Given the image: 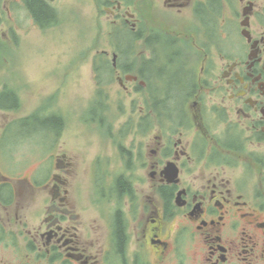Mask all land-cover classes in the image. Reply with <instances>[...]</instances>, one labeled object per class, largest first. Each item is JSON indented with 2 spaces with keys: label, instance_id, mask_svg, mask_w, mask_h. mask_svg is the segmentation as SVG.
Segmentation results:
<instances>
[{
  "label": "flooded vegetation",
  "instance_id": "flooded-vegetation-1",
  "mask_svg": "<svg viewBox=\"0 0 264 264\" xmlns=\"http://www.w3.org/2000/svg\"><path fill=\"white\" fill-rule=\"evenodd\" d=\"M131 7L104 10L132 35L133 72L114 77L146 94L119 135L143 138L115 141L120 167L108 183L107 158L96 159L91 211L71 185L76 162L66 152L43 177L37 166L13 180L0 157V264H264V0ZM169 40L196 80L170 111L162 101L156 112L139 64ZM138 45L147 53L135 58ZM107 120L98 123L111 127Z\"/></svg>",
  "mask_w": 264,
  "mask_h": 264
},
{
  "label": "rangeland",
  "instance_id": "rangeland-1",
  "mask_svg": "<svg viewBox=\"0 0 264 264\" xmlns=\"http://www.w3.org/2000/svg\"><path fill=\"white\" fill-rule=\"evenodd\" d=\"M132 4V11L138 12L144 7L145 0H136L135 4L123 2V7L127 9ZM105 6H99L96 0H56L52 8L59 12L58 24L41 29L21 0H0V91L8 84L21 98L18 110L0 109V135L9 140V145L6 140L0 141V157L6 161L4 170L13 180L18 176H29L40 166L43 177L48 165L54 162V154L58 149L62 150L76 162L71 185L84 194L90 211L89 201H96L93 170L96 159L107 158L108 183L120 167L116 142L122 141L127 146L133 138H143L134 129L125 137L119 135L121 126L137 119L135 111L144 104L146 94L132 90L135 84L128 83L129 89L125 90L116 78L108 87L110 101L106 123L111 127L99 125V119L95 120L89 113L96 91L94 56L105 52L111 61L115 51L112 43L115 25L113 17L104 10ZM171 12V15L175 14ZM175 18L176 15L167 24L171 26L169 30L173 28V33L176 32ZM165 19L169 18L165 16ZM145 50L143 45H138L135 58L146 55ZM215 65L219 66L218 63ZM36 111L40 113L39 117L35 122L29 121V126L25 125L26 121L15 120ZM51 111L61 113L65 121L55 143L52 142L53 132L45 128L49 125L45 122L49 117L40 116ZM13 120L18 136L9 139L5 133ZM9 129L12 131L11 127ZM12 155L15 160L10 164ZM37 205L42 206L41 201L38 200Z\"/></svg>",
  "mask_w": 264,
  "mask_h": 264
},
{
  "label": "trees",
  "instance_id": "trees-1",
  "mask_svg": "<svg viewBox=\"0 0 264 264\" xmlns=\"http://www.w3.org/2000/svg\"><path fill=\"white\" fill-rule=\"evenodd\" d=\"M99 6L109 5L116 1L126 2L131 4L132 0H96ZM26 9L34 19L35 23L41 29H47L50 26L57 25L59 22V12L55 8H52L45 0H23ZM112 33V40L116 44L114 45L118 53V67H114L112 63L107 59H102L105 54L98 53L95 55L93 62L94 79L96 82V94L101 96V103L93 102V105H97L98 108L103 110L102 115H91L95 120H107V112L109 111L110 95L108 93V86L114 82V73L118 70L126 72H133L128 58L131 57L132 45H129V41L132 39V35L129 31L123 27L114 26ZM174 41H163L156 48L152 45L154 50L153 56L155 59L150 58L143 60L140 66V73L144 77L150 87H152V101L153 109L156 112H160L162 107L160 106L162 101L166 105L167 111L172 108L171 105L178 103L183 98L186 90L193 87L196 70L194 66L187 63L182 57L178 55L179 48L174 44ZM158 50V51H157ZM104 99V102H103ZM21 107V98L18 92L14 89L1 90L0 91V109L1 110H18ZM95 108V107H94ZM95 109H93L94 112ZM38 113L24 119H17L16 121L29 122L31 119H36ZM50 124H57L59 119L56 117H49L45 120ZM62 124V120H60ZM8 127V126H7ZM59 127V125H58ZM8 127L7 130H9ZM62 128L59 129L61 134Z\"/></svg>",
  "mask_w": 264,
  "mask_h": 264
},
{
  "label": "bare ground",
  "instance_id": "bare-ground-1",
  "mask_svg": "<svg viewBox=\"0 0 264 264\" xmlns=\"http://www.w3.org/2000/svg\"><path fill=\"white\" fill-rule=\"evenodd\" d=\"M2 89L10 90V89H14V88H13L12 86H8V84H5V85L2 87ZM14 90H15V89H14ZM109 90H110V89H109ZM108 93H109V95H110V91H108ZM101 99H102L101 96L98 97L97 94L94 95V102H96V103H101V102H102ZM103 102H104V99H103ZM94 107H95V108H94ZM93 109H95L94 112H93ZM34 113H38V115L40 114L38 111H36V112H34ZM34 113H31V114H29V115L22 116V117H20V119L28 118V117H30V116H31V118H32V116L34 115ZM89 113H90L92 116H93V115H99V114L103 113V110H100V109L97 107V105H92ZM40 116H44V117H56V118L59 119V122H58L57 124L53 125V124H50V123H49V125L45 127V128H47L48 130H50L51 132H53V135H54V141H52V142L55 143V142L59 139V137H60L59 129H60V128H63L64 125H65L64 118L62 117L63 115H62L61 113L56 112V111H51V112L41 113ZM17 119H19V118H17ZM17 119H15V120H17ZM20 119H19V120H20ZM15 120L11 121L12 123L10 122L9 125H8V127H9V126L11 127L12 131H10V129H9V130H7L6 133H5V134L8 135L9 139L11 138V136H18V135H17V132H16L17 129H16V128H15V129L13 128V127H15V126H14ZM60 120H62V124L60 123ZM30 121L35 122V119L33 118V119H31ZM20 122H21V121H20ZM21 123H22V122H21ZM25 125H26V126H29V123L27 122ZM58 125H59V127H58ZM4 140H6V144L9 145V140L3 135L2 140H1V143H2ZM2 147L5 149L4 144H2ZM5 152H7V153L10 152V146L8 147V149H6ZM12 158H13V156L9 157V159H10V160H9V163H10V164H11V162H12V161H11ZM5 164H6V161H5Z\"/></svg>",
  "mask_w": 264,
  "mask_h": 264
},
{
  "label": "water",
  "instance_id": "water-1",
  "mask_svg": "<svg viewBox=\"0 0 264 264\" xmlns=\"http://www.w3.org/2000/svg\"><path fill=\"white\" fill-rule=\"evenodd\" d=\"M116 60V56L114 57V61ZM127 78H131L130 76H128Z\"/></svg>",
  "mask_w": 264,
  "mask_h": 264
}]
</instances>
